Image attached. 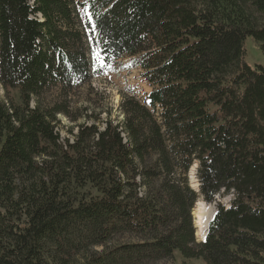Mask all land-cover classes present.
<instances>
[{
    "label": "trees",
    "instance_id": "16d2710c",
    "mask_svg": "<svg viewBox=\"0 0 264 264\" xmlns=\"http://www.w3.org/2000/svg\"><path fill=\"white\" fill-rule=\"evenodd\" d=\"M83 1L104 62L133 58L151 92L62 140L41 96L102 74L72 0H0V264H264V66L244 61L264 0ZM221 193L197 242L192 210ZM124 234L140 243L111 246Z\"/></svg>",
    "mask_w": 264,
    "mask_h": 264
},
{
    "label": "rangeland",
    "instance_id": "374dc122",
    "mask_svg": "<svg viewBox=\"0 0 264 264\" xmlns=\"http://www.w3.org/2000/svg\"><path fill=\"white\" fill-rule=\"evenodd\" d=\"M33 4V0H30ZM73 16L75 24L82 32L83 41L86 47L87 57L90 62L91 70L100 71V76H95L89 82L80 85L72 86L67 90H59L52 88L41 96L40 100L44 106H51L57 104L64 107L66 114H59L56 116V131L62 140L73 141V137L77 134L78 127L82 125H96L99 129H103L106 121L113 123H121L123 121V114L121 109L123 96H134L139 101L144 102L146 96L151 92L144 78L143 71L133 65V58H122L111 63H105L100 51L93 44L91 31L92 20L83 0H72ZM42 21L41 15L32 16ZM246 51L245 63L250 66L262 65L264 66V55L261 53L258 44L252 37H248L244 43ZM66 92V93H63ZM0 96L5 99V92L0 86ZM9 97L17 101L16 92H10ZM31 106H34L31 103ZM197 164H194L188 172L189 185L195 190L198 186L196 180ZM198 189V188H197ZM197 191V190H196ZM232 195L221 193L216 196L212 203H206L199 199L192 210V222L195 229V238L198 241V234L201 231L196 213L198 204H204L206 214L205 220L210 219L209 215L215 216L218 205L228 207ZM198 232H197V229ZM202 238V237H201ZM200 238V239H201ZM199 239V240H200ZM140 243L134 235L124 234L116 237L111 246H118L123 244ZM101 251L100 247L95 248ZM150 264H205L201 259H184L180 254L175 253L173 257L162 259Z\"/></svg>",
    "mask_w": 264,
    "mask_h": 264
},
{
    "label": "bare ground",
    "instance_id": "6f19581e",
    "mask_svg": "<svg viewBox=\"0 0 264 264\" xmlns=\"http://www.w3.org/2000/svg\"><path fill=\"white\" fill-rule=\"evenodd\" d=\"M198 206V210H197V213H196V218H197V220H198V223L197 224H199V227H200V223L201 222H203V224L201 225V229H203V228H205V223L207 222V221H210L213 217H214V215L213 214H211V215H209V217H211L210 219H208V220H205V218L204 217H206V214L204 215V209H205V206H204V204H198L197 205ZM197 227V226H196ZM199 230V229H198ZM200 231V230H199ZM203 234H204V231H203V233H202V231H200V234H198V238L200 239L201 237L203 238ZM198 239V240H199Z\"/></svg>",
    "mask_w": 264,
    "mask_h": 264
},
{
    "label": "water",
    "instance_id": "95a60500",
    "mask_svg": "<svg viewBox=\"0 0 264 264\" xmlns=\"http://www.w3.org/2000/svg\"><path fill=\"white\" fill-rule=\"evenodd\" d=\"M212 221H213V218H212L210 221H207V222L205 223V228L201 229L202 233H203V231H204L203 238H201V239L198 240L197 242H203V241L205 240L206 235H207V231H208V228H209V225H210V223H211ZM195 227H196V226H195ZM196 229H197V227H196ZM197 232H198V229H197Z\"/></svg>",
    "mask_w": 264,
    "mask_h": 264
}]
</instances>
